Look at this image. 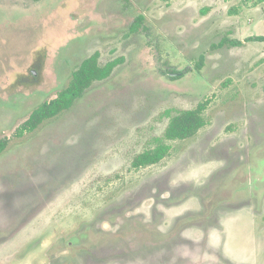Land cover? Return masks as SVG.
Instances as JSON below:
<instances>
[{"label": "rangeland", "instance_id": "rangeland-1", "mask_svg": "<svg viewBox=\"0 0 264 264\" xmlns=\"http://www.w3.org/2000/svg\"><path fill=\"white\" fill-rule=\"evenodd\" d=\"M256 36L264 0H0V264H264ZM94 54L118 63L25 127ZM199 106L191 136L164 138Z\"/></svg>", "mask_w": 264, "mask_h": 264}, {"label": "trees", "instance_id": "trees-1", "mask_svg": "<svg viewBox=\"0 0 264 264\" xmlns=\"http://www.w3.org/2000/svg\"><path fill=\"white\" fill-rule=\"evenodd\" d=\"M142 17H139L141 19ZM245 41H264V36L246 37ZM230 43V45H240L242 41L223 37L219 42L212 44L213 48H219ZM203 56H200L197 67H201ZM118 63L113 59L104 65L99 66L96 63V54L83 60L77 69L72 73L68 86L61 90L57 97L51 101H46L36 107L25 121V127L34 128L43 119L57 114L59 111L67 109L72 102L79 97L82 92L90 86L93 80H98L110 74L113 67ZM201 106L184 110L179 114L173 115L164 130L163 136L166 139H183L191 136L197 128L203 125V120L198 116ZM5 142L0 143V149ZM168 145L158 144L152 149L145 150L134 156L131 165L139 167L146 164H153L159 161L167 152Z\"/></svg>", "mask_w": 264, "mask_h": 264}]
</instances>
